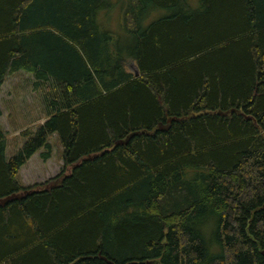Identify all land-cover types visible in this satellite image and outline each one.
<instances>
[{"label":"trees","instance_id":"1","mask_svg":"<svg viewBox=\"0 0 264 264\" xmlns=\"http://www.w3.org/2000/svg\"><path fill=\"white\" fill-rule=\"evenodd\" d=\"M110 2L0 0V89L31 75L45 115L10 159L0 124V199L33 192L0 264H264V0H114L120 35ZM54 135L63 171L22 186Z\"/></svg>","mask_w":264,"mask_h":264},{"label":"rangeland","instance_id":"2","mask_svg":"<svg viewBox=\"0 0 264 264\" xmlns=\"http://www.w3.org/2000/svg\"><path fill=\"white\" fill-rule=\"evenodd\" d=\"M106 10H102L99 17V23L110 30L112 34L120 35V9L115 5L114 0H111ZM164 12H159L155 17H163ZM150 20H145L148 25ZM128 72L134 74L136 65L130 60L126 63ZM34 79L31 75L20 72L10 75L6 78L0 91V112L2 125L6 138V158L10 159L15 156L23 143L25 137H21V133L26 130L36 131L45 120L44 109L41 103L43 91H38L33 86ZM4 112L13 114L11 117L4 116ZM29 112L25 120H20L19 114ZM17 113V115H15ZM32 115L34 123L29 126L27 124L29 117ZM23 118V117H22ZM26 121V122H25ZM51 145V156L47 161L41 159L43 150L37 152L19 171L18 180L24 187H34L35 185L52 186V182L64 169L63 164V147L56 135L49 139ZM69 173V169H66Z\"/></svg>","mask_w":264,"mask_h":264},{"label":"water","instance_id":"3","mask_svg":"<svg viewBox=\"0 0 264 264\" xmlns=\"http://www.w3.org/2000/svg\"><path fill=\"white\" fill-rule=\"evenodd\" d=\"M135 77H139V72L138 70L136 69L135 73H134ZM234 113V111H231L230 114L232 115ZM220 116H227L228 114L227 113H221L219 112L218 113ZM243 116V115H242ZM246 119H250V118H246ZM171 122V121H169ZM133 135H131L127 140L126 142H121L120 145H126L127 144V141L132 138ZM33 192H28V191H25V192H22L20 194H14V195H11L9 197H6V198H3V199H0V207L1 208H4L6 205L16 201V200H21L23 199L26 195H29ZM264 254V253H263Z\"/></svg>","mask_w":264,"mask_h":264},{"label":"crops","instance_id":"4","mask_svg":"<svg viewBox=\"0 0 264 264\" xmlns=\"http://www.w3.org/2000/svg\"><path fill=\"white\" fill-rule=\"evenodd\" d=\"M0 91H1V89H0ZM0 114H3V113H1L0 112ZM13 114H11V113H6V112H4V116H9V117H11ZM15 115H17V113H15ZM29 115V112H24L22 115L21 114H19V117H20V120H25V119H27L26 117ZM23 117V118H22ZM1 118H2V116L0 115V121H1ZM26 122V121H25ZM44 122H45V120H44ZM43 122V123H44ZM34 123V121H33V119H32V115L29 117V119H28V122H27V124H29V126H27L26 128H28V127H30L32 124ZM42 123V124H43ZM31 124V125H30ZM2 126V125H1ZM3 128V127H2ZM4 130V129H3ZM4 133H5V130H4ZM5 137L7 138V135H6V133H5Z\"/></svg>","mask_w":264,"mask_h":264}]
</instances>
